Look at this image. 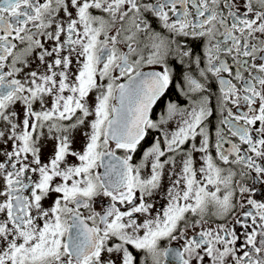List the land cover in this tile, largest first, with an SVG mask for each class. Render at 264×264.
Returning <instances> with one entry per match:
<instances>
[{
    "label": "snow or ice",
    "instance_id": "snow-or-ice-1",
    "mask_svg": "<svg viewBox=\"0 0 264 264\" xmlns=\"http://www.w3.org/2000/svg\"><path fill=\"white\" fill-rule=\"evenodd\" d=\"M257 191L264 0H0V264H264Z\"/></svg>",
    "mask_w": 264,
    "mask_h": 264
},
{
    "label": "flooded vegetation",
    "instance_id": "flooded-vegetation-1",
    "mask_svg": "<svg viewBox=\"0 0 264 264\" xmlns=\"http://www.w3.org/2000/svg\"><path fill=\"white\" fill-rule=\"evenodd\" d=\"M145 70H147V69H145ZM178 79H179V77H177V80ZM168 101L176 102V103H178V105L180 107H186L188 105L187 99L180 93L179 89L178 88H172L170 90V92L162 99V101L158 102V104L156 106H154V109H153V119L154 120H159L162 115L166 116V103ZM177 120H178V117L169 121L168 125H166L165 127L168 128L169 130L175 129L176 124H177ZM215 123H216V117L213 116L212 117V125H209V127L212 128ZM151 134L154 137L160 136V133H158L156 130H153ZM144 147L147 148L148 145L145 144ZM186 147H187V145H186ZM141 152H142V150H141ZM141 152H138L136 157H135L137 162L141 159ZM98 171H100L102 173L103 169L102 168L98 169ZM145 171H147V170H145ZM257 188H259V185H257ZM257 196L258 197L264 196V193L257 191ZM161 203H162V201H161Z\"/></svg>",
    "mask_w": 264,
    "mask_h": 264
}]
</instances>
